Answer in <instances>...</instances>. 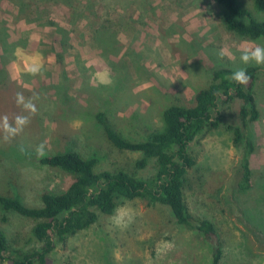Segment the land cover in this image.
Here are the masks:
<instances>
[{"label":"rangeland","instance_id":"rangeland-1","mask_svg":"<svg viewBox=\"0 0 264 264\" xmlns=\"http://www.w3.org/2000/svg\"><path fill=\"white\" fill-rule=\"evenodd\" d=\"M112 1L0 0V128L27 119L7 140L0 131V196L19 195L26 206H41L43 192H62L74 177L42 167L40 159L72 150L96 158L97 171L154 177V162L137 170L139 154L108 144L96 115L105 112L114 129L140 140L162 128L165 108L193 106L216 70L245 67L244 48L264 46V39L229 32L230 14L216 0ZM239 1L264 20L252 0ZM255 67L261 117L249 134L256 146L252 189L238 188L245 148L234 145L232 127L241 125L240 100L221 104L220 127L190 145L197 164L185 190L188 208L215 225L222 264H264V66ZM105 68L111 83L93 80ZM29 103L34 112L25 108ZM118 208L134 213L130 223L125 217L127 227L113 222L116 211L102 217L58 243L48 264H212L213 245L178 225L168 207L122 200ZM33 222L0 207V226L14 250L41 248L31 236Z\"/></svg>","mask_w":264,"mask_h":264},{"label":"trees","instance_id":"trees-1","mask_svg":"<svg viewBox=\"0 0 264 264\" xmlns=\"http://www.w3.org/2000/svg\"><path fill=\"white\" fill-rule=\"evenodd\" d=\"M216 1L230 14L225 19L229 32L251 41L264 39V20L255 18L251 10L239 0ZM252 2L258 12L264 13V0ZM1 28L6 31V41L11 48V33L3 24ZM97 35L102 43L103 29ZM61 43L65 46V41ZM11 52L5 53L9 55ZM258 71V67H248L250 81L246 86H239L229 79L234 70H216L210 83L197 92L193 106L172 105L165 108L162 112V128L147 133L140 140L129 138L114 129L108 122L107 114L99 112L96 120L103 128L108 144L120 153L139 154L135 162L137 170H144L154 162L157 169L155 176L144 180L125 170L97 171L96 158H85L73 150L42 157V167L66 172L74 177V181L62 192H43L42 205L38 207L26 206L19 195L0 196L2 210L15 212L34 221L31 236L41 244L39 250L31 252L14 250L0 226V264L7 261L11 264H48L58 243H66L71 237L97 225L102 217L113 215L122 200H143L151 206L168 207L178 225L189 231H197L213 245L212 264H222L224 251L216 241L218 234L215 225L207 219L194 216L188 208L185 190L189 175L197 164L190 153V145L206 131L220 127L223 117L221 104L240 100L241 125L232 127L234 145L243 144L245 148L238 188L242 192L252 189L251 159L256 146L249 134L252 124L261 117L254 91Z\"/></svg>","mask_w":264,"mask_h":264},{"label":"clouds","instance_id":"clouds-1","mask_svg":"<svg viewBox=\"0 0 264 264\" xmlns=\"http://www.w3.org/2000/svg\"><path fill=\"white\" fill-rule=\"evenodd\" d=\"M224 52L221 50L220 57L223 58ZM240 62L245 67L238 68L234 71L229 79L239 86H246L250 81V75L247 72V66H264V46L255 45L254 47L244 48L240 54ZM107 68L104 69V72H97L93 75V80H98L102 84H110L111 79L104 76L105 73L109 72ZM104 77V78H101ZM22 100V97L18 98ZM25 108L34 112L35 106L33 104H26ZM27 123L26 118H18V126H13L12 124H4L0 131H3L5 140L9 139L11 136L15 135L16 132L22 129L23 125ZM125 217L130 223L134 218V213L131 209L127 208H118L116 214L113 217V222L117 227H127L125 223Z\"/></svg>","mask_w":264,"mask_h":264}]
</instances>
